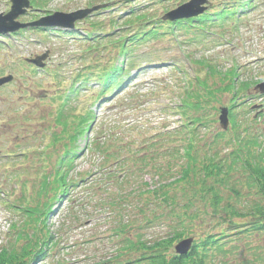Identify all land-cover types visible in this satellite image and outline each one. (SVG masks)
<instances>
[{
    "label": "rangeland",
    "instance_id": "1",
    "mask_svg": "<svg viewBox=\"0 0 264 264\" xmlns=\"http://www.w3.org/2000/svg\"><path fill=\"white\" fill-rule=\"evenodd\" d=\"M12 1L0 0V14L10 11ZM32 1L43 3L42 8H37L34 4L35 10L21 18L20 22L28 24L57 12L70 14L79 10H91L101 4H108L107 9L113 7L114 10L109 13L102 10L83 24L78 23L80 32H76V35H72L75 33L69 30L53 29L45 33L31 31L24 36L0 37V79L11 75L15 77L10 86L0 90V251L18 246L27 237L43 238V233H46V236L55 238L56 245L49 251L50 256L44 264H103L117 255L124 238L136 241L138 237L144 240L165 237L169 233L166 226L172 220L164 217L162 221H154V225L149 224V220L143 217L142 210L150 208L145 206L151 194L139 192L152 191L159 185L178 178V168L183 162L185 164L186 159L183 156V140L187 137L181 135L186 130L196 131L192 142L200 158L197 166L199 170L202 164L207 163L205 155L211 157L217 153L220 157H227L232 152H237L239 147L243 149V159L246 158L247 151L254 155L253 158H259V153L264 150V117L259 119L260 114L264 113V98L257 99L259 93L256 87L264 82V0H253L255 9H247L239 20H231L221 27H212L210 34L197 30L195 33L169 35L136 48L135 56L148 58L154 63L160 62V65L148 68L146 76L134 81L133 86L121 96L118 95L120 97L115 98L112 103L91 107L95 111L96 121L89 133L78 139L80 152L83 151L75 162L74 171L70 172L72 183L80 182L78 186L70 188L69 197L54 206L46 226L37 223L36 216L25 214L24 211L15 209L11 213L4 207V203H15L23 196L29 198L39 194L38 177L45 173L50 176L55 174L50 173L57 168L59 158L63 155L62 145L60 154L56 148L45 149L46 145L51 144L52 134L56 132L54 119L60 102H52L51 98L43 100V97L59 96L71 87L84 68L107 66L111 57H114L111 48L104 52L102 43L105 40L99 38V51L94 50L90 55L94 42L86 39L85 33L93 32L91 38L97 36L98 33L94 35L93 29L95 22L104 23L102 28L105 31L101 36L112 35L114 31L119 33L120 28L125 30L123 32L132 30L123 27L120 22L117 27L110 23L111 17L121 16L123 10L131 6L123 0ZM190 1L169 0V8H175L173 11ZM235 1L211 0V8L216 9ZM130 4L139 7L150 4L158 17L166 15L160 4L153 0H131ZM57 31L64 34L56 33ZM46 52L50 55L48 68L53 70L57 65L67 64L62 70L64 78H45L41 74L33 75L30 70L23 68L22 63L26 59L40 57ZM208 68L219 73L211 74ZM231 70L236 71L235 75L229 74ZM236 75V92L233 90L216 94V99H212L208 105L204 104L203 110L184 107V111L182 106L186 105L184 97L188 92H192L194 88L205 93L198 86L197 78L206 80L213 86L225 79V76ZM24 83L30 88L28 96L17 90ZM38 84L42 91L36 90ZM242 85L245 87L241 88ZM91 87V91L87 93L89 102L101 90L97 84H91ZM160 88L163 90L160 91ZM147 90H153V94L142 95ZM236 98L238 101L234 103ZM126 100L129 103L126 104ZM16 105L20 109L14 112ZM258 105L262 107H254ZM231 106L229 128L223 132L219 122L220 108ZM85 107H89V104L85 105L82 99V105L71 112L73 118L82 117L87 109ZM200 117L201 120H198ZM232 120H235L236 127L232 128ZM140 123L149 124L153 130L144 131L140 128L130 131ZM165 126L169 127L170 134L164 129ZM219 133H224V138L216 139ZM155 135L162 137L157 138ZM125 141L141 147L142 142H147L149 145L145 153L153 161H150L148 167H142L141 171V165H134L136 177L124 179L122 184L116 178H123V172L132 168L130 163L133 164L129 163L130 154L123 150ZM94 144L99 146V151L91 148ZM69 145L70 142L66 141L65 147ZM111 151L118 152L119 162H116L117 157ZM23 153L27 156H20ZM124 158H128V162H122ZM45 159L47 162L44 164L42 161ZM241 164L240 161L233 163L235 171L232 176L243 175ZM159 166L164 171H168L170 166L174 169L171 175L162 180L155 172V167ZM112 169L114 174H107ZM112 181L116 182L113 184ZM53 197L52 194L48 195L50 199ZM150 200L151 204L159 201L153 195ZM147 211V217L151 219L150 211ZM14 226L16 231L13 234ZM31 226L34 228L31 229ZM121 228H124V234ZM247 242L252 246L250 248H260L262 251L250 252L247 259L241 257L238 251L236 255L229 257L227 264H263L264 234Z\"/></svg>",
    "mask_w": 264,
    "mask_h": 264
},
{
    "label": "trees",
    "instance_id": "2",
    "mask_svg": "<svg viewBox=\"0 0 264 264\" xmlns=\"http://www.w3.org/2000/svg\"><path fill=\"white\" fill-rule=\"evenodd\" d=\"M123 1L128 2L131 6H127L121 16L111 17L110 23L114 27H117L118 22H120L123 27L132 30L123 32L125 30L120 28V31L118 30L119 33L113 32V36H106L105 34L101 36L102 32L105 31L102 28L104 23L95 22L93 24L94 35L100 33L99 35L97 34L98 37L95 36L92 39L93 32L85 33L86 39L94 42L90 48V55L94 50L99 51L101 44L98 38L102 41L105 40L102 43L104 52L109 51V48H111L114 53V57H111L109 65L84 68V72H80L71 87L64 90L62 94L55 97H43V100L51 98L52 102L56 100L60 102L58 114L54 119L56 121L54 124L56 132L52 134V138L50 139L51 144L46 145L47 148L45 149L56 148L57 153L59 152L60 154L59 150L62 145L64 147L63 155L59 158L57 168L51 173L47 172L55 174L50 176L45 173L38 177L37 187H40L39 194L30 196L29 198L23 196L15 203H10L9 201L4 203V207H7L11 213L15 212V209L17 211H24L23 213L25 214L36 216L37 223L46 226L47 220L53 213L54 206L57 203H61L67 196L69 197L70 188L74 189L78 186L80 182L72 183L70 172L74 171L76 167L75 162L83 151L81 150L80 152L78 139L88 133L89 128H92L96 120L95 112L91 109V106L114 101L118 95L121 96L123 92L128 90L129 86L138 77L146 74L148 67L154 63L148 58L135 56L134 51L136 48H140L147 43L159 41L169 35L195 33L197 30L203 34H210L212 27H221L228 24L231 20H239L243 15L242 13L246 12L247 9H255L253 0H236L233 4L226 3L219 8H211L196 19L164 22L162 17H158L156 11L149 6L150 4L147 7H139L132 6L130 4L131 0ZM153 1L160 4L164 15L175 9L169 8V0ZM36 5L42 8L43 3L37 2ZM148 8L150 10H147ZM113 10V7L112 9L109 7L105 11L109 13ZM26 33L27 31L20 32L16 36H24ZM57 33L64 34V32ZM190 40L193 41L194 39ZM92 57H95V55ZM22 66L24 69L30 70V73L33 75L41 74L45 78L58 80L59 78H64L62 70L67 67V64L57 65L53 70L48 67L44 70H36L35 67L26 63V61L22 63ZM208 70H210L211 74L219 73L218 71L215 72L216 70H211V68H208ZM97 73L98 75H96ZM235 73V70H231L229 74L235 75ZM237 76H225V79L219 83H214L213 86L206 80L201 81L203 79L197 78L198 86L205 93L194 90V88L192 92H188L184 97L186 105L182 106L184 111L188 107H190V110H203L204 104L208 105L212 99H216V94L220 92L224 93V91L231 92L233 90L236 92ZM224 80L226 82H223ZM91 84L100 85L101 90L97 96L90 97L92 99L89 102L87 93L91 91ZM36 87V90H43L39 84ZM244 87L245 85L241 86V88ZM28 89L30 88L28 85L26 86V83L21 88H17L18 91L27 96ZM161 90L163 88H160ZM82 99L85 101V105L89 104V107H85L87 109L82 117L74 119L71 112L77 110L82 105ZM125 103L129 102L126 100ZM25 107L27 106L25 105ZM19 109V106L16 105L14 112L19 111ZM260 117H264V114ZM198 120H201V117ZM234 121L232 120V128L236 127ZM199 124L202 123L199 122ZM74 125L78 127L75 128ZM133 129L135 128H132L130 131H133ZM57 131L60 132L57 133ZM195 133V130H186L181 134L187 137L183 140L185 144L183 156L186 159L184 160L185 164L183 162L178 168V178L165 185H159L157 189L152 191L144 190L143 192H139V194H151L158 200L162 197L159 201L151 204L150 195L148 203L145 206L150 208L142 210L143 217L149 220V224L151 225L155 224L154 221H162L164 217L167 220H172L166 226L169 233L165 237L152 240H144L138 237L134 241L124 238L117 255L103 262V264H227L229 257L236 255L238 251L244 259H247L250 252H254L255 250L262 251L260 248H250L252 246L247 241L264 234V150H261L257 159L253 158L254 155L248 151L246 152V158L243 159L241 154L243 149L241 150L239 146L238 151L235 152L236 154L232 152L227 157H220L217 153L211 157L205 155L206 159L204 160L207 163L202 164L201 170H199L197 166L200 158L192 142L194 141ZM157 135L154 137H162ZM218 138H224V133H219L216 139ZM66 141H69L70 145L65 147ZM123 143L124 152L126 151L130 154V157H128L131 158L129 163L133 162V164L130 163L132 168H128L127 171L123 172V178H116L122 184L124 179L129 180L131 177H136L135 169H133L134 165L139 167L141 165L140 168H146L150 165V161H153L145 153L149 145L147 142H142L140 144L142 147L129 144L127 141ZM93 147L99 151V146L94 144L91 148ZM177 151L179 153V150ZM111 153H114L113 156L117 157L116 162H119L118 152L111 151ZM20 156L24 157L27 155L23 153ZM128 158H124L122 162H128ZM239 161L242 163L243 175L232 176L235 171L233 163L235 164ZM42 162L45 164L47 159ZM173 169L170 166L168 171H164L159 166L155 167V172L159 179L164 180L167 175H171ZM113 172L112 169L107 174L112 175L114 174ZM114 182L116 181H112L113 184ZM49 194H52L54 197L52 199H50L51 197L48 198ZM25 204L27 205L25 206ZM147 210L150 211L151 219L147 217ZM158 212L161 214H158ZM33 226L30 228H34ZM12 228V233L14 234L16 227ZM199 228L204 229L199 230ZM122 229L124 228H121V232L123 233ZM42 237H27L26 241L21 242L18 246H13L10 249L4 248L3 251H0V264H44L50 256L49 251L53 250V246L56 244L53 236H46V233H43ZM186 239H194L191 251L187 255L176 254L174 251L175 246Z\"/></svg>",
    "mask_w": 264,
    "mask_h": 264
},
{
    "label": "water",
    "instance_id": "3",
    "mask_svg": "<svg viewBox=\"0 0 264 264\" xmlns=\"http://www.w3.org/2000/svg\"><path fill=\"white\" fill-rule=\"evenodd\" d=\"M208 0H192L190 3L186 4V6H182L178 10L170 13L166 16L167 19L172 21L178 19H185L190 17H197L198 15L202 14L205 9L202 8L204 4H207ZM29 0H13L12 1V8L11 11L4 15H0V33H14L19 31L20 29H25L28 27H62V28H74V23L84 20L93 12L101 9L102 7H95L91 10H81L76 13L72 14H62L56 13L53 16L44 18L36 23L33 24H21L17 20L28 13L29 9H32ZM48 54L40 56L35 60H31L30 62L37 65L38 67H43V62L47 59ZM13 80L12 77L0 79V88L11 82ZM262 93H264V84L259 85L257 87ZM228 109L221 110L220 116V124L221 127L226 130L228 128L229 120H228ZM193 239H187L181 241L176 247L175 251L178 255H187L193 245Z\"/></svg>",
    "mask_w": 264,
    "mask_h": 264
}]
</instances>
